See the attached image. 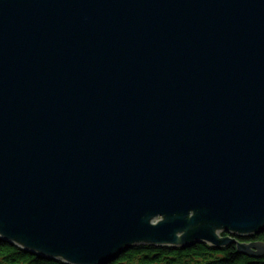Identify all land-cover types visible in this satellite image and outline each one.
Masks as SVG:
<instances>
[{
  "label": "water",
  "instance_id": "obj_1",
  "mask_svg": "<svg viewBox=\"0 0 264 264\" xmlns=\"http://www.w3.org/2000/svg\"><path fill=\"white\" fill-rule=\"evenodd\" d=\"M262 232L264 0H0L2 241L109 264Z\"/></svg>",
  "mask_w": 264,
  "mask_h": 264
},
{
  "label": "trees",
  "instance_id": "obj_2",
  "mask_svg": "<svg viewBox=\"0 0 264 264\" xmlns=\"http://www.w3.org/2000/svg\"><path fill=\"white\" fill-rule=\"evenodd\" d=\"M227 237L222 234L221 237ZM239 244L264 245V232L250 237H233ZM0 264H65L25 253L16 245L0 239ZM109 264H264V253L250 256L241 253L237 244L214 248L207 244H194L186 248L138 245L124 250Z\"/></svg>",
  "mask_w": 264,
  "mask_h": 264
},
{
  "label": "rangeland",
  "instance_id": "obj_3",
  "mask_svg": "<svg viewBox=\"0 0 264 264\" xmlns=\"http://www.w3.org/2000/svg\"><path fill=\"white\" fill-rule=\"evenodd\" d=\"M227 235V234H226ZM228 236V235H227ZM223 237V236H222Z\"/></svg>",
  "mask_w": 264,
  "mask_h": 264
}]
</instances>
